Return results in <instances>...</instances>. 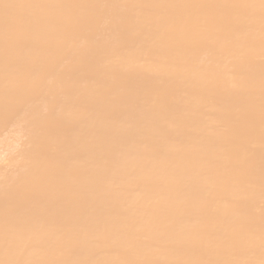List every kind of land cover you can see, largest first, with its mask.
Segmentation results:
<instances>
[{
  "label": "bare ground",
  "instance_id": "1",
  "mask_svg": "<svg viewBox=\"0 0 264 264\" xmlns=\"http://www.w3.org/2000/svg\"><path fill=\"white\" fill-rule=\"evenodd\" d=\"M0 264H264V0H0Z\"/></svg>",
  "mask_w": 264,
  "mask_h": 264
},
{
  "label": "rangeland",
  "instance_id": "2",
  "mask_svg": "<svg viewBox=\"0 0 264 264\" xmlns=\"http://www.w3.org/2000/svg\"><path fill=\"white\" fill-rule=\"evenodd\" d=\"M3 121V120H2Z\"/></svg>",
  "mask_w": 264,
  "mask_h": 264
}]
</instances>
